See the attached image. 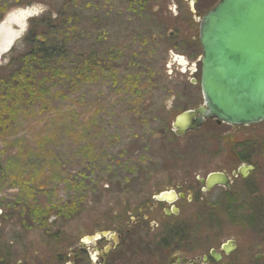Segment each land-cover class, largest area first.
Instances as JSON below:
<instances>
[{
	"label": "rangeland",
	"instance_id": "1",
	"mask_svg": "<svg viewBox=\"0 0 264 264\" xmlns=\"http://www.w3.org/2000/svg\"><path fill=\"white\" fill-rule=\"evenodd\" d=\"M194 15V0H0V67L28 51L31 19L50 21L41 38L64 47L0 83V264H50L109 212L264 148V122L173 134L179 114L202 106ZM193 206L182 220L196 229Z\"/></svg>",
	"mask_w": 264,
	"mask_h": 264
},
{
	"label": "flooded vegetation",
	"instance_id": "2",
	"mask_svg": "<svg viewBox=\"0 0 264 264\" xmlns=\"http://www.w3.org/2000/svg\"><path fill=\"white\" fill-rule=\"evenodd\" d=\"M218 1L204 10L194 0L195 26ZM176 60L185 67L183 58ZM240 153L235 166L226 160V170L213 172L226 178V186L207 189L200 181L207 174L197 186L176 187L136 208L109 212L68 240L64 251L55 250L50 264H264V148ZM217 189L223 196L210 200L207 195ZM161 194L170 200L158 199ZM196 203L191 229L182 209Z\"/></svg>",
	"mask_w": 264,
	"mask_h": 264
},
{
	"label": "water",
	"instance_id": "3",
	"mask_svg": "<svg viewBox=\"0 0 264 264\" xmlns=\"http://www.w3.org/2000/svg\"><path fill=\"white\" fill-rule=\"evenodd\" d=\"M198 41L202 106L174 119V135L196 132L206 119L235 127L264 122V0H219L201 18ZM200 181L207 189L226 186L216 173Z\"/></svg>",
	"mask_w": 264,
	"mask_h": 264
},
{
	"label": "trees",
	"instance_id": "4",
	"mask_svg": "<svg viewBox=\"0 0 264 264\" xmlns=\"http://www.w3.org/2000/svg\"><path fill=\"white\" fill-rule=\"evenodd\" d=\"M45 22L46 20H41L40 23L38 19L30 20V27L24 39V44L27 46V48L29 47V49L28 51L24 52V54L19 55L18 57H13L6 66L0 67V83H3L4 80L5 82H8L12 77L15 76L16 73H20L18 72L20 69H18V67H21L26 62H29L28 64L30 66L32 63L48 64L53 59L61 57L64 54L63 46H59V44H54L48 42L47 39L43 40V38H41L40 33L43 31L39 30V24L41 25V28L44 29H55V26L51 24L50 21H48V25H46ZM43 37H45L44 34ZM30 66L28 68H30Z\"/></svg>",
	"mask_w": 264,
	"mask_h": 264
}]
</instances>
